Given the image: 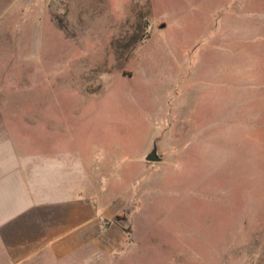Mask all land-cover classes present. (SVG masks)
<instances>
[{
    "label": "rangeland",
    "instance_id": "1",
    "mask_svg": "<svg viewBox=\"0 0 264 264\" xmlns=\"http://www.w3.org/2000/svg\"><path fill=\"white\" fill-rule=\"evenodd\" d=\"M0 140L124 203L0 264H264V0H0Z\"/></svg>",
    "mask_w": 264,
    "mask_h": 264
},
{
    "label": "crops",
    "instance_id": "2",
    "mask_svg": "<svg viewBox=\"0 0 264 264\" xmlns=\"http://www.w3.org/2000/svg\"><path fill=\"white\" fill-rule=\"evenodd\" d=\"M44 148L30 151L0 140V243L17 260L79 243L124 205L122 198L110 200L95 187L94 176L81 168L82 161L76 162L79 154ZM96 197L104 208L99 217Z\"/></svg>",
    "mask_w": 264,
    "mask_h": 264
},
{
    "label": "water",
    "instance_id": "3",
    "mask_svg": "<svg viewBox=\"0 0 264 264\" xmlns=\"http://www.w3.org/2000/svg\"><path fill=\"white\" fill-rule=\"evenodd\" d=\"M147 161L149 162H159L161 161V157L159 156L157 149L154 148L151 154L147 157Z\"/></svg>",
    "mask_w": 264,
    "mask_h": 264
}]
</instances>
